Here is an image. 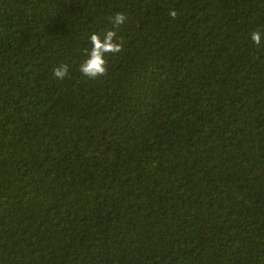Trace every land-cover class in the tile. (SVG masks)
Masks as SVG:
<instances>
[{"label": "trees", "instance_id": "trees-1", "mask_svg": "<svg viewBox=\"0 0 264 264\" xmlns=\"http://www.w3.org/2000/svg\"><path fill=\"white\" fill-rule=\"evenodd\" d=\"M0 264H264V0H0Z\"/></svg>", "mask_w": 264, "mask_h": 264}, {"label": "clouds", "instance_id": "clouds-1", "mask_svg": "<svg viewBox=\"0 0 264 264\" xmlns=\"http://www.w3.org/2000/svg\"><path fill=\"white\" fill-rule=\"evenodd\" d=\"M169 15L175 19L177 12L172 10L169 12ZM109 19L111 20L113 29H118L126 22L127 17L123 13H117ZM113 29L106 30L103 35L95 32L90 34L89 40L91 47L85 49L86 58L79 65L78 69L85 77L95 80L105 76L108 72L106 56L115 55L123 51V39ZM251 39L259 46L262 40V33L260 31H254L251 33ZM68 72V65L62 64L54 69V77L63 80Z\"/></svg>", "mask_w": 264, "mask_h": 264}]
</instances>
